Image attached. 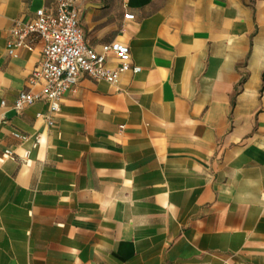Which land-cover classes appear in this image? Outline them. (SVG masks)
Wrapping results in <instances>:
<instances>
[{
	"label": "crops",
	"instance_id": "obj_1",
	"mask_svg": "<svg viewBox=\"0 0 264 264\" xmlns=\"http://www.w3.org/2000/svg\"><path fill=\"white\" fill-rule=\"evenodd\" d=\"M75 1L141 71L17 112L43 43L11 29L56 0H0V264H264V0Z\"/></svg>",
	"mask_w": 264,
	"mask_h": 264
},
{
	"label": "built area",
	"instance_id": "obj_2",
	"mask_svg": "<svg viewBox=\"0 0 264 264\" xmlns=\"http://www.w3.org/2000/svg\"><path fill=\"white\" fill-rule=\"evenodd\" d=\"M81 12L75 0H56L54 10L38 8L32 20L14 23L8 43L10 54L15 55L18 48H30L31 36L43 43L42 57L29 77L30 83L41 84V89L37 92L20 91L12 106L17 112L36 101L45 100L49 103V110L46 113L38 112L36 116L52 126L60 112L62 97L74 89L82 77L118 84L123 73L141 71L139 65L131 62L130 49L124 43L112 41L102 44L100 49L88 45L81 27ZM134 18V14L124 13V19ZM112 54L118 60L114 68L108 61ZM13 134L20 141L32 140L33 147L40 145L43 138L40 132L29 135L16 131ZM14 154L13 149L7 148L2 159L14 158ZM30 154L31 149L24 151L22 157L26 162Z\"/></svg>",
	"mask_w": 264,
	"mask_h": 264
}]
</instances>
